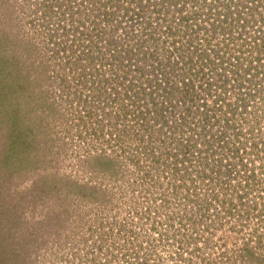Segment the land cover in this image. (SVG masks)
<instances>
[{
    "label": "rangeland",
    "instance_id": "374dc122",
    "mask_svg": "<svg viewBox=\"0 0 264 264\" xmlns=\"http://www.w3.org/2000/svg\"><path fill=\"white\" fill-rule=\"evenodd\" d=\"M176 3L0 0V264H264V22Z\"/></svg>",
    "mask_w": 264,
    "mask_h": 264
},
{
    "label": "trees",
    "instance_id": "16d2710c",
    "mask_svg": "<svg viewBox=\"0 0 264 264\" xmlns=\"http://www.w3.org/2000/svg\"><path fill=\"white\" fill-rule=\"evenodd\" d=\"M185 1L190 2V4L193 6V11H202L208 17L210 15L212 17H214V20L217 23L216 26H212L214 20H209L207 18V21L205 22L206 26L208 27L206 29L207 36H211V35H213V33H215V32H212L213 31L212 29H214V30L217 28L219 29L220 27L223 26L222 32H224L225 35H230V36L232 35L233 39L243 41V39L245 37H246V39H249V37H248L250 35L249 31H250V28L252 27V24L254 21L256 23H261V24H263V22H264V6L258 10L259 6L257 5L258 1L260 2L262 0H227V4H225L226 1H224V0H177L178 3H176L175 5L178 7L176 9L179 10V7H182L183 6L182 3ZM242 1H244V3L248 4V7H246V11H247L246 15L247 16H246V18H244V21H243V18L239 17V13H241V12L239 10L240 8H239L238 3L239 2L242 3ZM215 5H217V7H220L223 5L222 6V11H223L222 13L223 14L221 12L215 13V10L213 9V6H215ZM226 10H228V11H226ZM175 12H176V10H175ZM195 14L198 16L199 13H195ZM188 17H190V16H184V17L181 16L179 19H177V17H176V19L173 18L171 21L173 23H174V21L175 22L177 21L176 24L178 22H181V26H183L182 29H184L186 27V24H187L185 22V20L187 19V21L189 20V23H193L194 30L196 29V32H199L201 26L199 23L196 22L195 16L190 17V18H188ZM182 33H183V35H181V38L183 39V41H186V46H188V47L187 48L184 47L180 51V53L177 54L176 61H168V63L166 65L162 64L163 68H166L165 70H162V71L167 76L171 75V77L174 80L176 78L186 79L185 82H184V80H182L184 82V84H183V90L184 91L181 92L183 97L180 98L184 104H182L181 102L180 103L182 105H185L186 103H188L187 102L188 92L186 89H188L187 87H188L189 83H188L187 77H185L190 71L188 64H192V61H193L192 54L195 55L197 58H203V54L201 53V50L199 49V47H198V49L190 51V38H189L191 35L190 30L188 32H182ZM239 49H241V48H239ZM238 52H239V50H238ZM174 64H176V68L178 67V65H180L181 68L180 69L177 68V70L174 69L173 68ZM178 73H180V74H178ZM202 73H201V75H202ZM244 81L245 80H242V82H239V80H237L235 86H232V87L233 88L239 87L244 83ZM172 87H173V90L175 91V86L172 85ZM170 93H171V91H170ZM191 98L192 97H190L189 100ZM152 102L153 101L151 100V103ZM169 103H171L170 100H169ZM190 103L193 104L194 100H192V102H190ZM202 103H203L202 104L203 106H206V104L204 102H202ZM172 104L174 106V103H172ZM169 107H170V105L167 106V109ZM154 109H155L154 113H156V115H157L158 112H160V109L158 107H156V105H154L153 110ZM10 147L7 150H10L13 154V151H12V149H10ZM7 150H6V152H4L5 157H9V153H7Z\"/></svg>",
    "mask_w": 264,
    "mask_h": 264
}]
</instances>
